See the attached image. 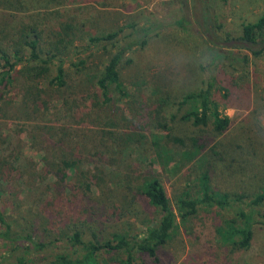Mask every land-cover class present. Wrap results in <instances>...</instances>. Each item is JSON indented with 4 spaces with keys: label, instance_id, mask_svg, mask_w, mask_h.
I'll return each instance as SVG.
<instances>
[{
    "label": "rangeland",
    "instance_id": "1",
    "mask_svg": "<svg viewBox=\"0 0 264 264\" xmlns=\"http://www.w3.org/2000/svg\"><path fill=\"white\" fill-rule=\"evenodd\" d=\"M27 2L30 11L23 12L21 0H0V47H11L30 16L44 14L41 8L49 4L50 16L39 29L41 43L53 40L52 32L62 24L77 22L83 26L72 42L82 51L68 57L62 89L48 85L52 66L38 99L17 75L13 87L0 90V107L4 104L10 114L4 118L0 109V164L16 167L11 173L0 168V179L8 180L1 201L8 220L19 227L28 223L43 241L53 240L54 230L63 238L75 229L85 239L91 233L103 240L141 235L160 217L136 195L135 185L151 174L176 213L179 199L202 198L203 184L228 203L224 209L201 205L185 221L178 218L157 259H138L145 264H264V203L252 204L264 190V52L254 56L239 42L243 27L264 14V0ZM147 24L155 27L147 44L128 51L119 69L124 95L111 89L112 99L105 102L96 85L99 73L116 49L132 40L130 27ZM109 33L118 34L115 45L103 42L84 51L89 36ZM80 58L86 70L77 73L70 64ZM210 81L220 117L230 119L222 133L214 131L212 120L196 126L184 119L197 110L184 98ZM187 152L195 156L182 157ZM85 178L92 182L90 192L82 187ZM240 210L252 230L245 248L238 245L241 236L231 232L247 225ZM56 254L77 257L81 251L63 241L31 264H44ZM123 258L105 253L100 259L119 264Z\"/></svg>",
    "mask_w": 264,
    "mask_h": 264
},
{
    "label": "trees",
    "instance_id": "2",
    "mask_svg": "<svg viewBox=\"0 0 264 264\" xmlns=\"http://www.w3.org/2000/svg\"><path fill=\"white\" fill-rule=\"evenodd\" d=\"M42 1L50 2L54 0ZM27 3V0H21L20 4L23 12L30 11L29 6H26ZM50 6L49 4H44L41 8L45 11L44 14L30 16L29 24L20 28L16 35L17 39L11 47L8 46L6 47L7 49L0 47V63H2L0 65V90L13 87L16 83L17 78L15 76L17 75L16 77H23L26 82L30 83L27 85L26 90H31L30 93L35 90L37 92L35 97L38 99L41 92H43V90L39 89V86H42L44 81L48 80L52 66L54 67V76L48 80V85L57 89H62L67 85L68 70L65 68V64L69 59L68 57H70L71 53H81L82 51L73 44L72 35L74 37L77 36L83 24L66 22L60 26L59 30L52 32L51 38L53 40L41 43L42 34L39 29L44 23L43 17L50 16V11L52 10ZM130 28L132 40L116 49L96 79V85L101 91L105 102H110L112 99L109 96L111 89L115 93H120L121 96L124 95L123 90L120 89L119 76V69L124 56L134 47H144L155 27L152 24H147L140 27L132 25ZM117 35V33H109L102 36H89L87 38L88 46L84 51L88 50L90 46H98L103 42L115 45ZM239 42L254 56H259L264 52V14L255 23L247 24L243 27ZM220 56L217 54V57ZM85 65V59L81 58L76 63L70 64L77 73L86 70ZM19 66L20 69L17 70L16 68ZM36 81L39 83L34 84ZM214 88V82L210 81L205 88L184 98L182 101L184 103L193 101L197 104V110L187 113L184 119L191 120L196 126H205L209 120H212L214 131L222 133L229 126L230 119L228 117H220L218 106L212 99ZM31 99L33 100V98ZM0 109L5 110H3L2 117L8 118L10 116L9 110L4 104H2ZM163 129H166V127ZM169 138L176 145H183V141L180 138L170 136ZM157 153L160 157L161 153L159 150ZM181 155L182 157L187 155L191 158L195 156V154H189V152ZM9 164L5 161V163L0 164V168L8 169L9 173L15 171V163ZM67 166L70 165L67 164ZM141 178L140 182L135 185L136 195L147 199L160 213L158 222L147 226L143 234L136 236L117 234L113 235L112 239L103 240L94 233H91L89 239H85V233L77 229L63 238V236L59 235L58 230H54L53 233H50L54 234V238L49 241L37 238L34 228L29 226L28 223H24L19 227L14 226L13 222L8 220L1 206V201L5 194L3 182H8V180L0 179V247L3 248L0 264H31L35 256L49 252L63 241L70 248L79 249L81 254L77 257L67 254H56L51 260H46L44 264H104L100 258L105 253L122 254L124 258L119 264H145L141 257L157 259L160 247L167 243L173 230L177 227L178 218L185 221L190 215H194L197 212V208L201 205L205 207L215 206L220 209L227 207L228 202L216 199L209 194L207 185L203 184L202 198L197 200L179 199L177 202L178 213H176L171 207L165 189L159 179L151 174H145ZM85 179L86 181L83 182L82 187L85 188L86 192H90L92 182L90 183L87 178ZM262 203H264V190L252 201L253 205ZM239 212L242 217L247 218V225L242 229H232L231 232L234 235L241 236L238 245L245 248L251 240L252 230L250 218L242 210ZM15 224L18 225V221ZM48 230L49 228L47 227L44 229V231ZM138 256L141 257L138 259Z\"/></svg>",
    "mask_w": 264,
    "mask_h": 264
}]
</instances>
